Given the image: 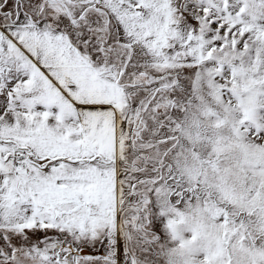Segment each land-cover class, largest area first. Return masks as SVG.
<instances>
[{
    "label": "snow or ice",
    "instance_id": "6c2138e0",
    "mask_svg": "<svg viewBox=\"0 0 264 264\" xmlns=\"http://www.w3.org/2000/svg\"><path fill=\"white\" fill-rule=\"evenodd\" d=\"M0 264H264V0H0Z\"/></svg>",
    "mask_w": 264,
    "mask_h": 264
}]
</instances>
